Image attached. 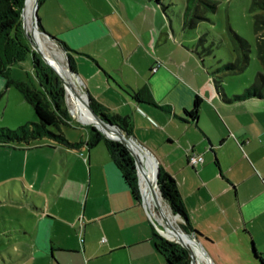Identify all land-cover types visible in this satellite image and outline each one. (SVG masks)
I'll use <instances>...</instances> for the list:
<instances>
[{
    "label": "crops",
    "instance_id": "0c3cea01",
    "mask_svg": "<svg viewBox=\"0 0 264 264\" xmlns=\"http://www.w3.org/2000/svg\"><path fill=\"white\" fill-rule=\"evenodd\" d=\"M64 1L67 2L40 0L37 9L40 7L41 12L37 21L42 30L53 37L57 36L83 62H87L85 59L92 61L72 64L82 89L109 113L128 116L131 135L152 153L156 165L172 177L186 219L202 235L200 239L216 246L224 254L247 260L250 259L251 245L257 252L264 254V97L232 99L234 94L243 92L256 80L246 82L240 92H232L231 96L221 86L224 97L229 98L224 101L214 90L213 75L210 84L208 78L199 74L202 63H185L190 57L174 53L173 49L164 57L155 52L154 55L150 54L153 36L155 39L160 38L162 26L159 31L152 27L145 28L148 15L145 9L148 7L137 3L133 4L138 6V13L133 5L129 13L125 12L133 27L136 26L134 18L143 12L138 20V32L135 27L136 34L127 35L131 44L126 52L135 55V59L137 56L147 57L149 62L132 63L131 56H128L131 63H124L127 59H124V47L117 40L115 46L120 52L122 63H100L99 58L108 50L106 42L102 41L98 47L88 46L107 37L108 31L111 33L105 18L110 11L100 7L98 16L82 17L73 10L67 12ZM108 46L111 44L108 43ZM172 53L176 54L174 62L167 63ZM155 60L158 61L155 63ZM260 70L259 66L256 73ZM111 81L119 87L120 83L125 85L128 97L119 93L120 90ZM139 90L143 92L140 100L136 101L130 95ZM147 93L154 105L145 101ZM194 96L201 100L197 116L193 121H182L183 110L190 108ZM140 131H152L154 141L146 139L147 136H142ZM48 143L49 147L63 155L64 161L68 163V159L73 160L85 170V191L87 194L91 185V200L94 201L89 217L91 223L95 221L101 224L103 219H114L110 235L102 240L105 244L87 254L88 258L104 257L152 242L150 224L148 234L145 227H138L140 223L145 225L146 218L140 204L132 200L110 157L103 155L99 149H93L96 144L87 147L83 143L78 149H69L50 141ZM12 148L18 151L15 164L22 165V157L27 154L23 146L18 144ZM191 153L202 158V162L194 167L187 162ZM95 181L101 184L97 188ZM31 205L35 210L38 209ZM41 225L44 226V222ZM116 227L119 234L115 233ZM123 229L128 230L126 235L121 234ZM36 236H33V245H36ZM29 237L32 238L30 233ZM59 251L76 253L72 250ZM154 251L164 264L155 248ZM49 257L53 264H59L51 254ZM140 257L138 255L136 258Z\"/></svg>",
    "mask_w": 264,
    "mask_h": 264
},
{
    "label": "rangeland",
    "instance_id": "374dc122",
    "mask_svg": "<svg viewBox=\"0 0 264 264\" xmlns=\"http://www.w3.org/2000/svg\"><path fill=\"white\" fill-rule=\"evenodd\" d=\"M66 1H64L66 11L73 10L75 14L82 17L93 18V16H98L100 7L105 11H110V14L106 15L105 18L111 28V33L108 31L107 37L100 38L96 43L93 42L88 46V48L98 47V45H102V41L106 42L108 50H106L105 55H102V58H99L100 63H122L120 52L115 46L117 40H120L121 45L124 47V59L127 58L124 63H131V61L132 63L149 62L147 57L139 58L137 56L135 59V55H129L126 52L128 45L131 44L127 39V35L136 34L135 27H137L136 31L138 32V20L143 13L134 18L133 21L136 26L133 27V24L128 22L125 15L126 11H130L132 5L138 13L139 8L133 3L140 6L144 4L146 5L144 7H148L147 10L144 8L148 14L145 28L152 27V29L159 31L160 26H162L160 38L155 39L152 35L150 54L154 55L155 52L164 57L172 49L175 51L174 53H183L182 55H187L191 59L186 60L185 63H202L199 74L208 78L209 81L212 77L211 72L222 63L231 62L237 57L238 63L243 62L241 50L235 49L238 44L236 41L234 42L228 28H231L243 38L249 45V50L246 52L248 57L246 63L248 64L241 71L231 74L217 73L212 77V79L218 81L229 96L232 95V92H240L246 82L255 81V73L260 66L259 63H263L257 55L256 33L253 29L254 19H258L261 23L264 22L262 0H218L215 11H206L205 19L199 21L195 28L182 27L180 23L185 6L188 5L189 8L193 6L187 0H160L162 6L155 4L153 0ZM31 3L32 1L27 4L24 13L25 22L27 23H29ZM152 4L156 7H152ZM40 12L41 8L38 7L36 10L37 17ZM38 36L41 41L43 40L41 48L50 56H54L53 58L67 72V60L62 50L56 44L46 40L40 33H38ZM198 36L204 39L199 46L197 44ZM54 38L60 40L57 36H54ZM108 43L111 46H108ZM201 47L210 48V52L208 54L201 52ZM195 48L200 51L202 61L193 52ZM188 50H191V52ZM174 53H172L171 58H167V63L174 62L176 55ZM128 56H131V61L128 60ZM71 57L73 63H92L89 59H85L87 62H83L84 60L82 61L81 58L72 53ZM38 58L40 59L39 56ZM31 61V55L26 54L20 62L10 66L9 76L34 84L35 77ZM157 61L153 62L156 63ZM74 72L77 75L75 70ZM0 79H2V82H0V127L13 129L20 124L35 121L36 118L32 109L22 99L17 90L11 85L4 88V79L2 77ZM111 82L120 90L119 93L128 97V89L125 85L120 83L119 87L113 81ZM79 86L81 87L80 83ZM64 101L70 119L68 126H61L63 135L67 140H78L80 138L81 141H85L88 132L86 125L76 120L77 117L72 111V104L65 94ZM140 133L142 136H147L145 138L152 142L155 139L152 131L147 133L140 131ZM131 136L136 143L145 148L134 135ZM49 141L48 138L41 137L30 141L26 145L21 144L27 154L24 158L22 157V165L18 164V166L15 164V155L18 151L12 148L18 144L0 145V264H53L49 254L59 264H162L160 256L154 251L151 241L126 251L114 252L108 256L87 257V254L89 255L92 250L105 244L102 240L110 235V228L112 225L114 226V219H103L100 221L101 224L95 221L91 223L89 217L92 214L94 201L91 200V185L87 194L85 191V170L81 169L73 160L68 159V163L64 161L63 155L59 154L56 149L49 147ZM93 149H99L103 155L108 156L101 141ZM95 182V188L101 185L99 181ZM156 190L158 191L157 185ZM145 200L147 201L146 197ZM155 201L154 199V209L151 214L163 220L164 213L157 207ZM161 201L170 213L164 201L162 199ZM30 202L38 209L35 210ZM140 207L146 221L145 225L140 223L138 227H145L146 234H148L150 233L149 224L151 226L152 224L141 203ZM148 208L151 209L149 203ZM41 212L46 213L45 215L51 218L44 217L45 215L43 216ZM131 213L133 216V212ZM171 216L174 217V224L179 228L181 220L178 216L172 214ZM43 222L44 226L41 225ZM23 231H26V233L24 234ZM119 232L116 227L115 233L119 234ZM127 232V229H123L121 234L126 235ZM29 233L32 238L29 237ZM159 235L169 242H174L162 234ZM33 236H36V245L32 244ZM196 242L200 244L211 264H258L251 255L250 259L247 260L236 255L224 254L216 246L206 244L203 239L198 238ZM59 250H72L76 253L65 254V251L60 252ZM232 252L234 251L232 250ZM138 255L142 257L136 258Z\"/></svg>",
    "mask_w": 264,
    "mask_h": 264
},
{
    "label": "trees",
    "instance_id": "16d2710c",
    "mask_svg": "<svg viewBox=\"0 0 264 264\" xmlns=\"http://www.w3.org/2000/svg\"><path fill=\"white\" fill-rule=\"evenodd\" d=\"M151 1V0H148ZM155 4L160 5V0H153ZM193 4L192 8L188 5L181 16V26L187 28H195L199 21L205 19L206 11L214 12L216 9V3L218 0H187V2ZM40 0H37V5ZM23 0H0V77L4 79V88L11 85L21 95L22 99L32 109L36 120L20 124L17 127L10 129L8 127H0V145L8 144H28L34 139L41 137L48 138L50 142L63 146L69 149H78L81 144H85L87 147L94 146L98 142H102L103 146L118 169L120 178L128 189L132 200L140 204L139 191L136 183V173L134 163L131 155L127 149L117 141H111L101 135L92 126L86 125L88 129L87 138L85 142L76 141L72 142L65 138L61 131V126H68L70 117L67 114L66 104L64 101V90L61 82L58 80L54 72L38 58L27 42L21 28L20 9L22 7ZM261 5L264 6V0L261 1ZM165 17H167L165 15ZM258 19H254L253 29L256 33L257 40V55L261 62L259 63L261 70L256 73V82H253L249 87L245 88L243 92L234 94L233 100H243L251 97L262 98L264 97V22ZM38 30H42L39 22L37 21ZM27 29V27H26ZM231 32L234 42L238 44L239 50L242 53V63H238V57L231 62L222 63L219 67H216L211 75L217 73L231 74L241 71L248 63L246 52L249 50L248 43L236 34L231 28H228ZM57 46L64 52L67 60V65L72 72L73 71V59L71 57L72 51L64 44V42L55 39ZM204 39L197 37L198 46L202 44ZM195 55L202 61L200 51L195 48L193 50ZM201 52L208 54L210 48L201 47ZM31 55L32 70L35 77V83H28L22 80L11 78L9 76V68L12 64L20 62L26 54ZM51 63V62H50ZM54 69L59 74L60 71L51 63ZM61 75V74H60ZM215 92L224 101H228L229 98H225L221 85L217 80L212 79ZM75 83L78 85L79 81L75 78ZM143 90L133 92L130 96L134 100H140V95ZM79 94V92H76ZM78 97L84 98L83 94H79ZM88 104L90 108L104 121L114 125L121 133L131 135V123L128 116H120L114 113H109L107 109L98 103L91 96L87 95ZM145 101L154 105L149 94H146ZM200 98L194 96L189 109L183 110V117L180 119L185 122L195 120L198 108L200 104ZM82 102V101H81ZM160 108H162L160 106ZM108 137L114 138L110 134H106ZM116 139V138H114ZM150 172L155 183L156 168L152 160H150ZM157 189L162 197V200L168 207L172 215L178 216L181 222L179 228L185 234L190 235L193 239L197 240L202 235L194 230L188 223L183 208L179 201L178 193L175 189V184L172 177L166 173L162 168L157 165ZM174 218V217H173ZM159 224V223H157ZM151 240L155 250L161 255L164 264H190V258L185 251L175 242H169L161 237L154 228L150 225ZM161 233L169 240H177L174 234L164 227ZM250 255L255 259L258 264H264V254L257 252L251 245ZM211 264V263H207Z\"/></svg>",
    "mask_w": 264,
    "mask_h": 264
},
{
    "label": "bare ground",
    "instance_id": "6f19581e",
    "mask_svg": "<svg viewBox=\"0 0 264 264\" xmlns=\"http://www.w3.org/2000/svg\"><path fill=\"white\" fill-rule=\"evenodd\" d=\"M31 1L32 0H24L23 11H22V17H23L24 22H25L24 13H25L27 4ZM25 27H27L26 30H30V29L32 30L33 39H34L35 43L38 45L42 54L46 57L48 63L50 65L52 63L60 71L61 75L59 74V72L56 69H54V70L60 76H62V78L66 79L67 82L73 88H75V84H76L75 78L73 76H71V78H70V75L62 67V65H60L59 62H57V60L53 58L54 56L51 55L52 56L51 57L49 54H47L41 48V45H43V42H42L43 40L42 41L40 40L36 27L31 28L30 24L27 22H25ZM66 97L69 99V101L72 104V111L75 113L76 117L80 121L85 122V123L93 122L92 116L86 110L83 103L80 101V99L77 97L76 94H74L72 91H70L69 88H67V90H66ZM99 127L105 134H110L114 138L120 139V135L115 131L114 128H111V127L106 126V125H100ZM130 148H131V150H132V152H133V154H134V156H135V158L139 164L137 176H138V183H139V187H140V190H141V193L143 196L144 203L146 204L147 207H148V203L150 204V207H151L150 211L152 213V210L154 209V199H155L156 200L155 203H156L157 207L164 213V219H166L169 222V225L166 226L164 223V219L163 220L159 219L154 214H152L155 222L156 223L158 222L160 225H162L163 227L168 229L172 234H174V236L177 239L174 241H177V242L182 243L183 245L189 247V249L191 251L190 264H204V263L207 264L208 262L210 263V261L207 259L206 255L204 254V252L202 251V249L198 245V243H196V240L190 236L184 235V232L181 231L174 224V218L165 209V207L161 201V198L159 196V193L156 190V185H155V183L153 184V179H152L151 172H150V159H149L148 155L147 154L143 155L138 149H136L133 146H130ZM155 168H156V166H155ZM144 195L147 198L148 203L145 200Z\"/></svg>",
    "mask_w": 264,
    "mask_h": 264
},
{
    "label": "water",
    "instance_id": "95a60500",
    "mask_svg": "<svg viewBox=\"0 0 264 264\" xmlns=\"http://www.w3.org/2000/svg\"><path fill=\"white\" fill-rule=\"evenodd\" d=\"M23 5H24V0H23V3H22V7L20 9V13H19V16H20V20H21V28H22V32L27 40V42L29 43L32 51L34 53H36L40 59L43 61V63H45L53 72L54 74L56 75V77L58 78V80L61 82L62 84V87H63V90H64V94L66 95V90L67 88L70 89V91H72L74 94H76L78 97H80L79 94H83L84 95V98L81 99L84 107L86 108V110L90 113V115L92 116L93 118V122L91 123H85V122H82L80 121L78 118H76V120L84 125H90L92 126L95 130H97L101 135H103L105 138L111 140V141H117L118 143L122 144L128 151V153L131 155L132 159H133V163H134V168H135V173H136V183H137V187H138V191H139V200H140V203L141 205L143 206L144 210H145V213L150 221V223L152 224L154 230L161 234V231L164 230V227L160 224H157L154 220V217L152 216L149 208L146 206V204L144 203V200H143V196H142V193H141V190H140V187H139V183H138V176H137V173H138V169H139V164L130 148V146H133L135 147L136 149H138L143 155L144 154H148V156H150L152 159L153 157L148 153L147 150H145L142 146H140L138 143H136L134 141V138L128 134H124V133H121L114 125H112L111 123H107V122H104L89 106L88 104V97H87V93L81 89V87L79 86V84H75V88H73L68 82L66 79L62 78V76H60L55 70L54 68L48 63L46 57L42 54V52L40 51L38 45L35 43L34 39H33V34H32V30H26V27H25V22L23 20V17H22V11H23ZM36 9H37V0H32V3H31V6H30V13H29V24H30V27L33 28V27H36V24H37V16H36ZM37 29V28H36ZM38 33H40L43 37H45V39H47L48 41L56 44V42L54 41L53 39V36L49 35L48 33L44 32L43 30H37ZM57 45V44H56ZM63 52V51H62ZM64 53V52H63ZM67 64V62H66ZM67 73L70 75V78L71 76H73L74 78L77 79L76 75L74 72H72L70 70V68L68 67L67 65ZM76 92H79V94H77ZM71 113V112H70ZM100 125H106V126H109L111 128H114L115 131L120 135V139H114V138H111V137H108L101 129H100ZM154 161V159H153ZM154 165L156 166V175H155V185H156V179H157V165L154 161ZM159 193V191H158ZM159 196H160V193H159ZM160 198L162 199V197L160 196ZM175 216V215H173ZM164 223L166 226L169 225V222L164 219ZM184 235L186 236H190V235H187L184 233ZM175 243H177L178 245H180V247L185 251V253L188 255V258L191 257V251L189 249L188 246H185L183 245L182 243H179L177 241H174ZM198 243V242H196ZM198 245L200 246V244L198 243ZM201 248V246H200ZM202 249V248H201ZM203 251V250H202Z\"/></svg>",
    "mask_w": 264,
    "mask_h": 264
},
{
    "label": "built area",
    "instance_id": "2783aa9c",
    "mask_svg": "<svg viewBox=\"0 0 264 264\" xmlns=\"http://www.w3.org/2000/svg\"><path fill=\"white\" fill-rule=\"evenodd\" d=\"M187 162L190 166H196L198 164H200L202 162V158L200 155L191 153L190 155H188L187 157Z\"/></svg>",
    "mask_w": 264,
    "mask_h": 264
}]
</instances>
